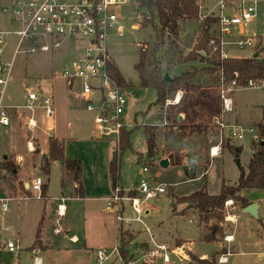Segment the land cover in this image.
Returning <instances> with one entry per match:
<instances>
[{
    "label": "crops",
    "instance_id": "obj_1",
    "mask_svg": "<svg viewBox=\"0 0 264 264\" xmlns=\"http://www.w3.org/2000/svg\"><path fill=\"white\" fill-rule=\"evenodd\" d=\"M202 3H204V1H202ZM133 5L134 4L132 3V6ZM202 6L203 5L199 6L198 19L178 22L179 36L176 41V46L179 44L178 40H180L183 36L190 34L188 33V29H192V27L196 26V23L198 24L206 17H208L205 14L201 13ZM141 26V24L137 23L136 25L131 26V29H140ZM199 35L201 36V32L200 34L197 32V35L193 38L191 45L189 47H185L186 55H184V53L183 55L181 54L182 56H184V59H186L187 55L194 48L197 39L200 37ZM177 51L176 53H178ZM201 56H205V54L203 53V55ZM170 58L171 57H167V62H164V65L161 64L163 69L166 71L165 74L168 76V79L181 75L183 76L184 74H186V72H189L186 70L182 73L179 72L178 75L171 76L175 68H177L178 66L175 65V67H173L171 64H169V61L171 60ZM172 67L173 69H170ZM188 75L189 74H187V76L185 75V78L188 77ZM183 81L189 85H196L199 87V89L191 92H184L180 90L177 91L182 92L183 96L180 105L173 108V111L176 114V124L172 126L173 133L171 135H167L165 133L167 130V126L161 127V123L164 121L165 118L163 117V115H161V109L160 106H158L159 108L155 117V123L152 125H147L151 127L159 126L160 128L154 130L156 137L155 156L149 159H151L152 161L155 159H158L160 161L166 160L167 165L176 164L186 166V159L183 161L182 158L185 157V152H187L188 154L189 152L188 150L179 149V146L176 144V142L180 140V135H188L190 137L192 133H195L200 136L204 135L205 139H207L208 137H218L219 139L220 133L218 126L215 124L216 120L222 121L225 125L229 127L222 133L224 142L221 145L218 156L222 155L224 150L230 152V150L228 149V147L230 146L235 148H241L236 143L238 141L230 139L229 131L230 126H238L241 128H243V126H247L242 125L240 123V116L235 109V102L232 98L233 94L236 91L244 88H239L231 94L233 111L231 113L223 114L221 112V102L218 96L219 72H216L214 74H207V79H203V81L207 82L206 84H193L187 83L186 80ZM125 84L129 85L126 82ZM52 87V85L51 87H49L47 93V96L52 97L53 100L52 120H47L44 117V110L41 108H36L31 112L24 108L25 105L17 106L12 104V101L9 100H7L8 102H6L7 104L5 106L7 108L6 113L9 119V125L0 129V141L4 145L2 156L0 158V163H4L2 167L0 166V198L7 199V202L11 201L15 203L16 211L12 214L13 216L11 220H15L16 229L11 237L5 238V244H2L1 247L7 249L6 244L7 242L11 241H15V243L17 244L18 252L12 253L13 261L11 264H34L35 261L38 264H115L116 260L110 261V258L112 256H110L106 261L99 263L97 259V251H106L110 247H113L114 249L117 243L119 246L120 237L123 233L125 234V240L127 241V244L124 247L127 252V263L134 260V254H136L137 251H141L143 249L142 245H146L150 248L152 246L151 240H153L154 243L158 245H167L170 250H173V252L175 251V253H170V258L171 256L175 257L177 262L174 263L169 258V263L167 264H190V254L196 256L200 260L209 261L213 255H216L217 253L221 252L219 251V248H221L220 250H222L223 244L221 242H218L217 240L211 243L216 244L218 246L217 250L214 251L212 255L207 256L205 254H201L200 256H198L195 254V244L192 243L191 240L181 239L178 237L179 239H172V242L167 239L164 235V232L162 231V223L159 224L155 230H151L150 228H148V232L146 231V227H144V229H134L130 227V223L127 227H123V224H117V214H115V212H111L112 207L110 209H107V206H105V204L107 203V199L110 198L113 193L109 175V162L111 159L112 152L116 148H111L110 150L107 147L101 150L98 149V146L100 144H105V142H103L104 138H101L95 129V125L93 123V115L85 110V103L78 96V86L74 88H66L64 85L63 91H56L59 92L58 95H56ZM24 89L26 94L27 91H31L35 92L38 95H43L40 87H37L36 91H33L28 87H25ZM128 89L129 88L124 90L125 93H127L126 90ZM26 94L24 97L25 103ZM208 95H210L212 99V103L211 101L207 102L208 105H212L210 108L207 106V104H203L202 102L208 100ZM258 108L261 110V116L259 117V120H257L256 122H252V126L248 127L249 129L253 128L256 131V135V125L262 121V118L264 116V104L262 106L259 105ZM210 109H213V112H209ZM25 111H28V113H26ZM206 114L209 116H205L202 120L200 116ZM30 119L35 122V128H32L28 125V121ZM200 119L202 120V123L205 121L204 123L206 126L204 128H202L201 130L189 128L199 125L201 123ZM89 125L91 126L90 131ZM90 132L91 134L89 135ZM49 137H54L63 142V153L66 159L76 160L80 162V185L73 180V175L69 173L62 164H60L59 162H52L50 164V176L45 197L41 198L38 193L35 197V191L31 190L30 186L35 178H40L42 180V178L39 177L36 173H39L41 158L47 154V140ZM252 137V140H254V135ZM145 138H147L146 135ZM168 142L169 144L167 145ZM28 143L32 145L33 151L28 150ZM208 143L209 142L206 141L204 153H206L208 158H210L209 149L211 147L216 146L219 141L218 143H216V145H211L210 147L207 146ZM70 144H74L75 146H86L85 151L83 152L84 154H82V156L80 157H77V155L71 151ZM117 144L118 143H116V146ZM78 158L82 159V161L77 160ZM5 162L7 164L11 163L12 165L16 166V168L9 170ZM53 164L58 165L59 171V183L55 189L53 188L50 182L51 167L53 166ZM189 167L190 166L188 163L186 168ZM9 174L12 176L11 179H3ZM29 176L33 178L31 180H28ZM65 178L67 179L68 184H65ZM21 184L23 186V189L20 186ZM138 184L136 185V188ZM79 189H81V191ZM133 192H135V190ZM127 193H129V191ZM257 193H264V191H247L245 198L249 201L250 204H257L258 213L259 197ZM128 197H136V192L134 196ZM61 198L66 199V201L64 202V213L62 216H59L57 213V207L61 203L59 201V199ZM177 198L183 197L173 196L171 199H169L170 207L177 206L175 205V201ZM35 200L41 201L42 205H39L40 207H38L37 205H32L31 207L25 205L28 202L33 203ZM72 202L75 206L77 204L81 205L83 211L81 216L79 215L80 212L73 211L70 217L67 218L68 209L71 206L69 203ZM103 206H105L106 213H103L98 209L102 208ZM115 206H118V204ZM179 206H181V210L179 213L180 216H186L189 215L190 212H196V210L194 209H185L183 205ZM0 209L2 212L0 232L3 233L0 234V240H2L3 235L13 230V227L11 226V223L6 221L5 219L7 218V215L5 214L9 212V209H7V211L5 212L2 211L1 204ZM95 209H98L97 211L99 212L95 211ZM242 210L237 217L239 224L237 223L235 231L232 233V235H230L233 238L232 241L230 243L225 242V244L232 243L231 245L233 247V252L231 253L228 251L230 255H232L233 253H237L236 249L240 247L241 239L239 236H241L243 230H248L252 232V228L253 230H255L258 228L262 229L264 227V217L260 218L259 213L258 218L254 219L250 215L243 213ZM70 212L71 211H69V213ZM147 214L148 212H145V215ZM192 215L195 217L196 220L195 226L198 234L197 240H199V242L205 243L202 239L207 234L205 233V231L208 227L211 226V221L209 220L207 223L201 222L199 220L198 213L197 215ZM39 223L42 224L40 228V233L37 238V229ZM74 223H78L79 226L74 227ZM24 225L27 227V229H25ZM92 225L93 227H91ZM219 225L221 226L222 224L219 223ZM249 226L253 227H251L250 229ZM251 234L252 233H249L248 236ZM258 243L260 244L263 242L262 240H258ZM181 247H186L188 249V256L180 253ZM106 253L108 252L106 251ZM225 253H221L216 256L219 257L220 255ZM177 254L181 255V258H177ZM117 264H126V262H123L120 257H117ZM156 264L164 263L161 260H158L156 261ZM192 264L196 263L193 262Z\"/></svg>",
    "mask_w": 264,
    "mask_h": 264
},
{
    "label": "rangeland",
    "instance_id": "obj_2",
    "mask_svg": "<svg viewBox=\"0 0 264 264\" xmlns=\"http://www.w3.org/2000/svg\"><path fill=\"white\" fill-rule=\"evenodd\" d=\"M203 1L204 3L201 2L200 4L203 5L201 8V13L205 14L206 16H209L210 14L218 16L221 13L229 14L231 11L227 6L224 9L220 8L221 2L225 0ZM11 2L12 0H0V20H4V18L7 17L8 14H4L3 10H9ZM133 6L132 1L129 0L127 6L113 9V11L118 14L119 20L117 23V28L110 35L107 45L108 54L112 63H114V65L118 68V71L124 81L131 86L128 90H126V105L124 106L123 114L120 116L121 123L123 124L124 128H126V130H130L136 126H140L139 128H136L131 132L129 141L130 148L125 150L121 155L120 184L118 188L123 193L122 195L126 197L128 196V191L133 192L136 189V185L140 180H146L148 185L152 189L161 187L163 188L165 193L144 201L141 209L143 210V213L148 212V214L140 217L142 223L132 221L134 218L133 212L129 203L127 202L123 201L122 205L118 204V206H112L111 212H115V214H117L118 211L120 212L123 221L117 224H123V227H127L130 223V227L134 229H144V227H147L151 230H155L157 226L162 223V231L164 232V235L167 239L172 242V239L178 237L181 239H189L192 241V243L195 244L196 255L200 256L201 254H205L207 256H210L214 253V251L217 250L218 246L216 244L199 242V240H197L198 234L195 226L196 220L192 215H197V211L190 212V214L186 216H180L179 213L181 210V206L177 205L175 207H170L169 199H171L173 196H188L202 189L207 194L217 195L219 194L222 181H224L228 186H235L237 184L239 174L238 167L234 162L233 154L227 150H224L222 155H219L214 159L208 158L207 154L204 153V149L206 147L205 143L206 141L209 142L207 145L209 147L211 145H216V143H218L219 141L218 137H208L207 139H205L204 135L200 136L195 133H192L190 137L188 135H180V140L176 142V144L179 146V149L188 150L189 154L185 152V157H183L182 160L184 161L186 159L185 165L187 166L189 163V168L176 164L162 167L160 165V160L155 159L152 161L147 157L146 138L143 127L155 123V117L157 115V110L159 107L158 105H154L157 100L156 91L153 89L140 88L138 84V75L134 70V65L139 60L140 44L143 42L152 41L154 39V35L150 27L142 28L141 26L140 29H131V26L136 25L137 23L142 25L143 23V14L137 11L135 9V6ZM203 21L204 20H202L198 24L196 23V26L192 27V29H188V33L190 34L183 36L180 40H178L180 45L178 44L177 46H173L168 43L170 40L167 39L166 45L159 55L160 64L164 65V62H167V57H171L169 64H171L173 67H175V65L178 66L177 68H175L171 76L178 75L179 72L182 73L186 70L189 71L183 75V77L185 78V75L187 76V74H189L188 77L184 79L187 83H207L206 81H203V79H207L208 73H206L204 70V68L207 67V64L201 63L199 62V60H196L194 62L185 61L184 56H182L183 53L184 55H186L185 47H189L191 45V42L197 35V32L200 34ZM210 34H212L211 28ZM15 42L16 39L14 36L8 37V39L6 40V46L3 49L2 60H8L11 57ZM176 51L178 53H176ZM228 53L230 57L236 58H243L251 55L248 49L238 50L233 47L228 48ZM75 56L76 54L72 49H63L54 53L18 55L15 60L12 78L8 84L3 100L4 106H6V102H8L7 100L12 101V104L14 105L24 106L26 104L24 100L26 94L24 89L25 87H28L33 91H36V88L40 87V89L42 90V94L47 96L48 89L52 85L53 90L55 91L56 95H58L59 92L56 91H63L64 83L60 79H57L58 77H56L55 75L60 74L64 70V68L70 64L73 57ZM173 67L170 69H173ZM173 95L169 98L172 99L174 97ZM232 98L235 102V109L240 116V123L242 125H247L243 126L244 129L252 126V122H256L257 120H259V117L261 116V110L258 107L259 105L262 106L264 104V88L239 89L233 94ZM207 99V101H202L203 104H207L208 101H211L212 103L210 95L207 96ZM207 106L210 108L212 105L210 106L207 104ZM172 108H174V106H172ZM172 108H164L162 105L160 106L161 115H163L164 118L166 115H170L168 120H166L165 118L161 123V127L167 126V130L165 132L167 135H171L173 133L172 126L176 124V114ZM25 112L28 113V111ZM209 112H213V109H210ZM207 114L200 116V118L203 120L205 116H209ZM202 120L199 125L189 128L201 130L206 126L204 123L205 121L202 123ZM152 128L160 129L159 126ZM90 129L91 126L89 125V131ZM90 134L91 132L89 133V135ZM252 136L253 134L251 135L248 133H244L243 140L236 142L239 147H241L239 164L245 171L247 170V165L251 154V144L253 138ZM103 142H105V144H100L98 146V149L101 150L107 147L110 150L111 148H116V141L112 139L104 138ZM168 144L169 142L167 143V145ZM70 146L71 151L76 154L77 157H80L82 156V154H84L83 152L85 151L86 146H75L74 144H70ZM3 149L4 145L0 141V158L2 156ZM77 160L82 161V159L80 158H78ZM3 164L0 163V166L2 167ZM6 166L9 167V170L16 168V166L12 165L11 163H6ZM143 168H147L148 171L146 173H143ZM58 173V165L53 164V166L51 167L50 182L54 189L59 183ZM36 174L41 177L44 182V178L42 177L41 173L39 172ZM11 178L12 176L9 174L3 179L8 180ZM32 178L33 177L29 176L28 180H31ZM65 184H68L66 178ZM246 193L247 192H243L241 195L245 197ZM257 194L259 197L258 213L259 217L263 218L264 193ZM34 195L36 197L37 192H34ZM141 200H143V197H141ZM226 202H231V204L225 207L224 203V208L222 210L223 218L220 222V224H222V227L219 225V223H216L215 220H210L211 226L217 224L221 231H224H222L223 234L221 232V235H218L217 240L218 242H221L223 244V248L222 250H220L221 248H219V251L221 252L217 253L216 255L228 251L231 253L233 252V247L231 245L232 243L225 244L224 238L232 235V233L235 231L237 223L239 224L237 217L242 210L240 204L232 200H228ZM33 203L28 202L25 205H27L28 207H31L32 205H37L38 207H40L42 205L41 201L35 200ZM69 204L71 206L68 209L67 218L70 217L73 211L80 212L79 215L81 216L83 211L81 205L77 204L75 206L73 202ZM105 206H107V203L105 204ZM105 206L98 209L101 212L106 213ZM7 209H9V212L5 214L7 215V218L5 219L6 221L11 223L13 230L5 233L2 240H0V264H11L13 261V254L9 253L4 247H1L2 244H5V238L11 237L16 229L15 220H11L13 216L12 214L16 211L15 203L11 201L7 202ZM98 209H95V211H97ZM69 211L71 212L69 213ZM1 216L2 212L0 209V222ZM228 216H236L235 222H226L225 218ZM73 226L78 227L79 225L78 223H74ZM24 227L25 229H27L25 225ZM91 227H93V225ZM251 227L253 226H249L250 229ZM207 229L205 233H207ZM251 231L252 232L248 230L242 231L241 236H239L241 238H239L240 247L236 249L237 253H233L232 255H230V257L228 258V264H264V227L262 229L258 228L255 230H253L252 228ZM249 233L252 234L248 236ZM0 234L3 233L0 232ZM258 240H262L263 243L259 244ZM116 247H118V243L115 245V248ZM142 247L143 249L141 251H137L136 254H134L135 258L131 261L134 264H140V254L149 249V247L146 245H142ZM150 248H152V246ZM106 251L110 253L111 251H113V247L108 248ZM216 255H213L211 258H215L216 260L218 257ZM111 256L112 257L110 258V261L116 260L115 264H117L118 255L113 252V255ZM178 257L181 258V255L177 254V258ZM189 259L191 261L190 264H192L194 261L190 257ZM170 260H172L174 263L177 262L175 257L173 256H171Z\"/></svg>",
    "mask_w": 264,
    "mask_h": 264
},
{
    "label": "built area",
    "instance_id": "obj_3",
    "mask_svg": "<svg viewBox=\"0 0 264 264\" xmlns=\"http://www.w3.org/2000/svg\"><path fill=\"white\" fill-rule=\"evenodd\" d=\"M129 0H12L4 20H0V129L9 125L6 107L3 100L15 65V60L20 54L54 53L63 49H72L76 56L64 70L55 75L66 88L78 86L80 99L85 103V110L93 115V123L101 138H112L118 143L120 131L124 128L120 116L126 105V93L118 87L107 73V67L111 64L107 45L110 35L116 30L119 20L118 14L113 9L128 5ZM230 8L229 14L210 15L215 19L212 25V34L207 43L209 55L218 54L222 60L230 58L228 48L238 50L248 49L250 54L257 53L259 58L264 56V1L239 0L223 1L220 8ZM16 39L11 57L3 59V49L8 37ZM248 58H251L248 57ZM238 74H233V79L227 81L222 72H219L218 96L221 102V112L231 113L233 103L231 94L239 89L264 88V80H249L245 86L237 82ZM171 99L164 100L163 107L170 108L179 105L183 96L182 92H176ZM53 100L46 95H38L27 91L25 109L33 111L36 108L44 110L47 120L53 119ZM219 128V143L209 149L211 159L218 156L221 145L224 142L222 133L229 127L222 121L216 120ZM28 125L36 127L31 119ZM244 133L253 134L257 138L253 128L244 129L238 126H230V139L242 141ZM33 140V139H31ZM28 150L33 151L32 145L28 143ZM143 173L148 171L143 168ZM42 180L35 178L31 183V190L40 196ZM136 197L120 196L118 186L113 190L112 196L107 199V209L113 205H122L128 202L132 212L133 220L142 223L140 217L145 215L141 209L144 201L152 199L157 195L164 194L163 188H151L146 180H141L135 189ZM143 197V200H141ZM7 199L0 198L2 211H7ZM57 207V213H64V202ZM231 202H225V207ZM118 223L123 221L119 211L116 215ZM226 222H235V216L225 218ZM148 232V228L146 227ZM232 236L224 238V242L230 243ZM152 248L142 252L139 257L140 264H156L161 260L164 264L169 263V253H175L167 245L155 244ZM6 248L10 253H17L18 246L15 242H7ZM115 252L118 257L117 247L110 253L105 250L97 251L98 262L106 261ZM179 252V249H178ZM230 253L226 252L217 259V264H227ZM34 264H38L36 261ZM126 264H134L128 262Z\"/></svg>",
    "mask_w": 264,
    "mask_h": 264
},
{
    "label": "trees",
    "instance_id": "obj_4",
    "mask_svg": "<svg viewBox=\"0 0 264 264\" xmlns=\"http://www.w3.org/2000/svg\"><path fill=\"white\" fill-rule=\"evenodd\" d=\"M135 9L143 14L142 27H150L153 31L154 39L149 42L140 44L139 60L134 65V70L138 75L139 86L143 89H153L156 91L157 100L154 105L161 106L167 97L172 96L177 91L191 92L198 90L196 85L186 84L184 77L178 76L164 80L166 71L159 62V55L166 45V40L171 45H176L179 36L178 22L186 20H196L199 17V6L203 0H131ZM146 14V15H145ZM215 19L206 17L202 24L201 36L197 39L194 48L186 57V61L199 60L201 63H206L204 68L208 74L222 72L227 81L233 79V74L237 73V82L240 86H245L249 80H264V56L253 58H230L222 60L218 54L209 55L207 47L210 38V28L214 24ZM199 52H203L205 56H201ZM107 73L118 87L125 90L130 88L126 85L121 77L118 69L114 64H109ZM175 107V106H174ZM172 108V107H171ZM173 109V108H172ZM170 115H166L168 120ZM140 126L133 127L130 130L122 128L116 149L112 152L109 162V175L112 190L120 183L119 165L121 155L125 150L130 148L131 132ZM257 138L252 140L251 157L245 171L239 164V156L241 148L228 147L234 156V162L238 167L239 176L235 186H227L222 181L220 192L218 195H208L203 189L191 194L190 196L177 198L175 205H183L185 209H194L199 215L201 222L207 223L209 220H215L216 223L222 221V210L224 203L232 200L240 204L241 209L250 205L249 201L241 194L250 190L264 191V116L262 121L256 125ZM144 133L147 136V157L155 156V129L151 126L143 127ZM47 154L41 158L39 172L44 178L41 185L40 197L44 198L48 188V180L50 176V164L59 162L65 169L73 175V180L80 185V170L81 164L76 160H68L64 157L63 142L49 137L47 140ZM7 168H9L7 166ZM23 189L22 184L20 185ZM81 191V189H79ZM123 193L120 191L119 195ZM128 196H134L135 192L127 193ZM41 224L37 229V238L40 233ZM221 229L216 225L208 227L207 234L203 237L205 243H213L217 241L218 235H221ZM125 234H121L119 246L117 247L120 259L127 263V252L125 250ZM192 256V257H191ZM196 264H216L215 258L209 261L200 260L189 255ZM131 260V259H129Z\"/></svg>",
    "mask_w": 264,
    "mask_h": 264
},
{
    "label": "water",
    "instance_id": "obj_5",
    "mask_svg": "<svg viewBox=\"0 0 264 264\" xmlns=\"http://www.w3.org/2000/svg\"><path fill=\"white\" fill-rule=\"evenodd\" d=\"M200 55H203V53H199ZM251 58L253 59H257L259 58V55L257 53H254ZM164 80L166 82L169 81L168 79V76L165 74L164 75ZM5 158V157H4ZM160 165L162 167H166L167 166V161L166 160H163V161H160ZM243 213H246L248 215H250L251 217H253L254 219H257L258 218V213H257V204L253 203V204H250L249 206H247L246 208H244L243 210ZM180 253L183 254V255H186L188 256V249L186 247H181L180 248Z\"/></svg>",
    "mask_w": 264,
    "mask_h": 264
}]
</instances>
